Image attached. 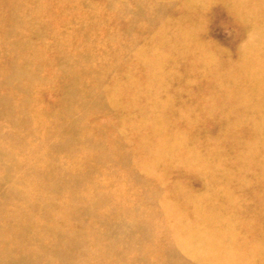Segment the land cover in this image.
Masks as SVG:
<instances>
[{
    "label": "rangeland",
    "instance_id": "374dc122",
    "mask_svg": "<svg viewBox=\"0 0 264 264\" xmlns=\"http://www.w3.org/2000/svg\"><path fill=\"white\" fill-rule=\"evenodd\" d=\"M208 263L264 264V0H0V264Z\"/></svg>",
    "mask_w": 264,
    "mask_h": 264
},
{
    "label": "bare ground",
    "instance_id": "6f19581e",
    "mask_svg": "<svg viewBox=\"0 0 264 264\" xmlns=\"http://www.w3.org/2000/svg\"><path fill=\"white\" fill-rule=\"evenodd\" d=\"M247 84V83H246ZM209 264V263H208Z\"/></svg>",
    "mask_w": 264,
    "mask_h": 264
}]
</instances>
